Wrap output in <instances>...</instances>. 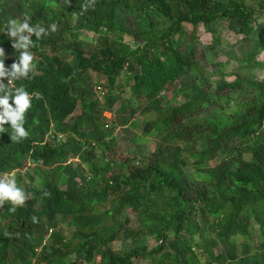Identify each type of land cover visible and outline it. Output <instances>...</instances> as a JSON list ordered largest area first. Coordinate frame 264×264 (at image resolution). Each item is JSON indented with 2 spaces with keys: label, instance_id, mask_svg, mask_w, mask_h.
<instances>
[{
  "label": "trees",
  "instance_id": "16d2710c",
  "mask_svg": "<svg viewBox=\"0 0 264 264\" xmlns=\"http://www.w3.org/2000/svg\"><path fill=\"white\" fill-rule=\"evenodd\" d=\"M88 2L0 0V58L9 70L20 51L6 33L8 22L28 19L46 30L40 40L32 36L35 74L12 85L4 79L10 89L23 87L32 106L25 114L27 138L13 141L10 123L0 133V180L14 176L26 196L15 212L10 201L0 207V264H227L215 247L250 234L253 223L264 227V26L254 25L264 0H95L84 10ZM222 18L242 38L234 79L224 70L228 63H216L213 89L198 28ZM82 30L99 37V48L88 55ZM89 71L106 76L111 88L126 73L132 99L154 112L144 131L161 132L151 158L129 161L107 140L104 111H113L120 96L109 94L104 103L83 99L81 73ZM171 84H178L176 105L161 98ZM228 103L236 111L228 112ZM78 106L81 114L71 122ZM88 137L99 152L86 148ZM200 142L201 157L191 162ZM189 164L210 179L188 173ZM22 171L39 182L28 183ZM210 221L218 239H193L201 222ZM59 227L71 229L70 237L53 233ZM51 237V253L40 255ZM122 240L129 245L114 249Z\"/></svg>",
  "mask_w": 264,
  "mask_h": 264
},
{
  "label": "rangeland",
  "instance_id": "374dc122",
  "mask_svg": "<svg viewBox=\"0 0 264 264\" xmlns=\"http://www.w3.org/2000/svg\"><path fill=\"white\" fill-rule=\"evenodd\" d=\"M250 5H255L256 0H248ZM167 24L164 23L162 27ZM254 25L257 27L264 26V14H260L256 17ZM187 28L192 29V25L187 24ZM200 39L199 44L204 48L207 56V75L211 81L215 82L213 89L216 88V82L220 76V70L214 64L216 63H228L224 70L229 74V80H233L230 74L237 68L235 60V49L239 40L242 38L239 33V27L227 18L218 19L211 26L201 25L199 28ZM80 41L83 44L87 55L99 48V37L95 33L87 30L80 31ZM127 41H131L129 37ZM260 60L264 61V53L260 56ZM203 66V65H202ZM204 67V66H203ZM137 72V71H136ZM258 78L262 77V71L257 69L255 71ZM81 77L85 80L80 82V92H87L88 95L83 99L89 97H96L101 103H104L109 94L120 96L119 102L116 104L113 111H104L105 125L107 131V140L110 142L113 148L117 150L120 156L126 158L129 161L142 162L145 159L151 158L152 152L155 149L156 140L161 133L160 130H154L151 134L146 136L144 134L145 127L156 116L154 112L149 111L146 103L134 101L132 99L131 83L128 77L123 74L114 88L109 86V81L106 76L97 73L95 71L83 72ZM84 81V82H83ZM79 84V85H80ZM162 100L168 105H176L180 101L178 94V84H171L162 94ZM132 103H131V102ZM134 101V102H133ZM228 112L236 111L237 107L233 103H228L225 107ZM81 114V106H78L77 110L70 118L72 122L74 118ZM122 120H129V125L121 126ZM86 148H94L99 152V147L93 144L92 138L88 137L84 140ZM91 143V144H90ZM203 150V142L198 143L195 150H191V162H196L201 157ZM226 155L219 156L210 162L211 166H216L221 162ZM250 155L247 158L250 159ZM76 165L79 163V159H76ZM31 167V166H30ZM32 168V167H31ZM186 171L200 180H209L210 174L206 171L199 170L193 164L186 166ZM85 170L89 171V166L85 165ZM24 175L25 181L28 183L37 184L39 182L38 177L25 176V171L21 172ZM7 178H11L8 177ZM251 232L248 235H237L230 240L228 244L219 243L215 247L217 253H221L227 261V264H264V227H261L258 223H253L250 226ZM59 227L54 229L53 233L58 232L64 234L66 238L70 237L71 229ZM50 230V234H52ZM215 238L216 233L213 229V225L210 223L201 222V230L199 235L193 237L196 241H205V239ZM218 239V238H216ZM55 241L49 238L43 247L38 249V253H51L52 247ZM147 244V242H144ZM129 245L127 240L116 241L113 244L114 249H123ZM47 251V252H46ZM199 252L201 261L204 258ZM44 261L43 263H45ZM136 264H151L150 262H144L143 260H137Z\"/></svg>",
  "mask_w": 264,
  "mask_h": 264
},
{
  "label": "clouds",
  "instance_id": "9594fccd",
  "mask_svg": "<svg viewBox=\"0 0 264 264\" xmlns=\"http://www.w3.org/2000/svg\"><path fill=\"white\" fill-rule=\"evenodd\" d=\"M70 5L71 0H66ZM95 0H89L83 7L87 10L88 7L94 6ZM56 25L52 24L51 28L55 30ZM8 35L13 39V47L20 51V56L17 63H14L9 70L5 66V59L0 58V133L6 132L5 124L10 123L13 130L11 139L20 141L29 136L25 129V114L31 108L32 96L23 88L10 89L5 86L4 79L10 77L8 85H12L15 80L29 78V73L35 74V65L33 64V55L30 48L35 46L32 36L35 35L37 40L46 34V30L42 27H34L30 25L28 19L18 23L12 19L8 22ZM5 56V51L0 48V57ZM12 101V103H10ZM5 201H10L13 207L11 212L17 210V206H23L26 201L24 191L17 186L14 176L0 180V207Z\"/></svg>",
  "mask_w": 264,
  "mask_h": 264
}]
</instances>
